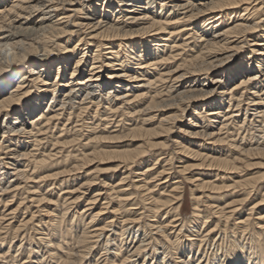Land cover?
Wrapping results in <instances>:
<instances>
[{
    "label": "bare ground",
    "instance_id": "obj_1",
    "mask_svg": "<svg viewBox=\"0 0 264 264\" xmlns=\"http://www.w3.org/2000/svg\"><path fill=\"white\" fill-rule=\"evenodd\" d=\"M263 17L264 0H0V203L27 189L33 202L57 205L44 228L34 224L43 236L25 253L35 261L30 264H47L42 246L58 264H82L102 241V264H172L167 245L179 251L183 231V254L194 247L199 253L183 264H264ZM121 141L129 144L107 145ZM96 160L99 167L77 188L65 192L75 179L64 178L58 188L55 182L39 192L44 181L83 172ZM68 161L70 169L37 175ZM122 169L115 184L108 174ZM197 170L216 174L206 178ZM105 173L107 192L97 187ZM174 173L182 180L171 183L167 195L166 189L156 193ZM186 184L193 187V213L182 221ZM56 189L65 194L52 198ZM134 194L152 207L143 227L138 223L145 212L129 206ZM83 198L88 207L110 199L87 215V227L92 208L69 215ZM113 202L123 219L118 228L114 218L99 221ZM172 206L177 219H155ZM34 220L18 224L16 234ZM231 222L241 238L228 235ZM224 223L213 243L219 249L227 239L225 251L203 259L201 244ZM77 226L84 227L75 238L82 250L63 258V244ZM150 229L155 233L146 244ZM2 233L0 264H6L11 249L2 250ZM151 244L163 249L162 258L148 253Z\"/></svg>",
    "mask_w": 264,
    "mask_h": 264
},
{
    "label": "rangeland",
    "instance_id": "obj_2",
    "mask_svg": "<svg viewBox=\"0 0 264 264\" xmlns=\"http://www.w3.org/2000/svg\"><path fill=\"white\" fill-rule=\"evenodd\" d=\"M263 19H264V17H263ZM185 38V37H184ZM87 74V73H86ZM2 121H3V117H2V119H1ZM0 123H1V121H0ZM61 128V127H60ZM79 129V128H78ZM54 131H55V134H57V130L56 129H54ZM53 131V132H54ZM87 133V132H86ZM60 134H57L56 136H59ZM122 142V143H121ZM121 142H119V143H112V144H107V145H109V146H114V145H117V147H123L124 148V146H126L127 144H129V141L128 142H126V141H121ZM51 148V147H50ZM157 154H159V153H157ZM65 155V154H64ZM58 161H60V164H61V162H62V160H58ZM68 162H70V161H68ZM28 163L27 162H25V164H24V166L25 165H27ZM70 165L69 166H67L66 164L63 166V165H53V166H50L49 167V170L48 171H43L42 173L41 172H39L37 175L38 176H46V175H51V173L52 174H55V173H57V171L58 172H62L63 170H65V169H70V167H71V165L73 164L72 162H70L69 163ZM99 162H98V160H96V161H94L93 162V164L91 163V165H87L86 167H84V170H83V172H82V170L81 171H79L80 173H81V175H80V173L79 172H73V174H70V175H66V176H68V177H66V176H64L63 175V177L62 178H60V177H58V179H51L50 178V180H47V181H44V183L43 184H41L40 185V188L38 189L39 190V192L41 193V194H45L47 191H48V188H53L54 186H51V185H53L55 182L56 183H58L57 185L55 184V187L57 186V188L59 187V185H60V183L58 182V180H63L64 178H70V179H75V182H74V184L73 183H71V184H69V186L70 187H67L64 191L66 192L67 190H70V188H77L80 184H78V183H82L83 181H84V176H86V175H88V174H90L92 171L94 172L95 170H96V168L97 167H99ZM111 164H117V163H111ZM110 164V165H111ZM174 165H175V168H178L179 166H181L182 165V163H178V161L176 160V161H174ZM158 166V165H157ZM156 166V167H157ZM178 166V167H177ZM96 167V168H95ZM87 169H89V170H87ZM179 169V168H178ZM125 169H122L121 171H119V173H117V174H108V177H112V181H114V183L115 184H117L120 180L119 179H121L123 176L122 175H120V174H122V172L124 171ZM204 171V173H206L207 174V176L208 177H206V178H209V176L210 175H215L216 174V172H214V173H212L211 171H208V170H203ZM203 171L202 170H197V172L195 171L194 173H196V174H200V173H203ZM46 174H45V173ZM55 172V173H54ZM173 172H175V171H173ZM177 172V171H176ZM254 172H256V171H254ZM217 173H220V172H217ZM32 174V171H30V175ZM102 174V173H101ZM101 174H99L97 177H98V180H97V187L98 186H100V184L102 185V186H100L99 188H104V190H106V191H104V192H107L108 191V189H107V187L105 186L104 187V183L103 182H105L106 181V176H107V174L105 173L104 175H101ZM208 174H210V175H208ZM37 175H35L36 177H37ZM78 175L80 176V177H82V178H80V177H78ZM83 175V176H82ZM190 174H187V175H185L186 177H188ZM71 176V177H70ZM191 176V175H190ZM119 177V178H118ZM133 178H132V180L134 181L135 179H138V178H135V176H132ZM172 178H173V180L170 182V183H168L167 184V186H161V187H157L156 188V193H162L163 191H164V189H166L167 191L165 192V194L167 195L168 193H169V191L171 190V189H169V187L168 186H170L171 185V183H173V182H178V181H181L182 180V178L180 179V177H179V175H177L176 173H174V175L173 176H171ZM80 178V179H79ZM101 178V179H100ZM103 178V179H102ZM135 178V179H134ZM37 179H40V177H37L36 178V180L35 181H37ZM162 178H160V179H157V180H160V181H162L161 180ZM216 178H213V180H215ZM24 179H22V181H23ZM77 180V181H76ZM164 180H166V178L165 179H163V181ZM168 180H171V178L169 179L168 178ZM52 181V182H51ZM155 181V180H154ZM156 182V181H155ZM45 184V185H44ZM157 183H154L152 186H154V185H156ZM33 185V186H32ZM34 183H29V185H27V187H30L31 189H33V187H34ZM25 186V184L23 183L22 184V187H24ZM185 186V189H183V191H185L183 194V196H184V200H183V204H182V206H181V208H180V213H181V217L180 218H182L181 220L182 221H186L187 220V217H188V219L189 218H191L192 217V213H193V201H192V195H191V190H192V185L191 184H186V185H184ZM48 187V188H47ZM96 187V186H95ZM96 187V188H97ZM69 188V189H68ZM187 189H189V190H187ZM41 190V191H40ZM95 189H93L92 190V194L95 192L94 191ZM169 190V191H168ZM33 191V190H32ZM45 192V193H44ZM187 192V193H186ZM57 193V194H56ZM209 192H206V194H208ZM50 194H52V193H49V196H50ZM62 194H65V193H63L62 192ZM61 193L59 194V192H58V190L56 189L54 192H53V195H52V198H54V199H56L58 196H63ZM29 193H28V191H27V189L26 190H22V192H21V190H19V194H17V196L13 199L12 198V194H10L9 196H7L6 198H5V200L3 201V202H1L0 203V218L2 217H4L3 218V220H2V222H0V231L2 230V234H1V238L2 237H4L5 238V240H4V245H2V250L3 251H8L9 249H11V252H10V254L8 255V256H6V264H15L16 262V264H24L25 262H27L26 264H30V262H35L34 261V259H33V257L32 258H28V256H27V254H25L26 253V251L29 249V248H31V247H33V246H37V245H35V243H32L33 241L32 240H34V238H41V236H43L42 235V233L43 232H39L38 233V231H36L35 230V225H37L38 223H40L41 225H43L42 227L44 228L45 227V225L46 224H48L50 221L48 220V219H50V215H49V211L50 212H52V211H55V210H57V208H56V206H54L53 204H51V203H42V204H40V203H37V202H33L32 201V199L29 197ZM55 195V196H54ZM58 195V196H57ZM109 195V194H108ZM25 196V197H24ZM30 198H28V197ZM139 196H141V194H134L133 196H132V198L133 199H135L134 201H132L131 203H130V207L131 208H136L137 209V213L139 212H141L142 210L145 212H143L144 214H142V217H141V219L140 220H142V221H140V223H138V225H140L141 227H143L147 222H149V220H151V218H153V217H150L149 218V215L151 216L152 214H149L150 212H148V210H146V208H152L151 207V205L149 204L150 202H149V200H146L147 199V197L146 196H144L143 197V195L141 196V197H139ZM27 197V198H26ZM36 197H38V196H36ZM157 197V196H156ZM140 198V199H139ZM8 199V200H7ZM12 199V200H11ZM23 200L22 202H23V204H20L19 203V201L20 200ZM31 200V201H30ZM110 201V199H108V200H102V201H100V202H98V203H96V204H94V205H91V206H87V203H88V198H83V199H81V200H79L77 203H75V204H73L71 207L72 208H70V213H69V215L71 216L70 218H73V214H75V212H81L82 214H83V211L84 212H86L85 210L87 209V208H92L90 211H87V214H86V216H85V219H86V223H85V227H87V225H88V222L90 221V218H89V216H87L90 212L91 213H97L102 207H103V203H105V202H109ZM139 201V202H138ZM151 201V200H150ZM8 202V203H7ZM31 202V203H30ZM146 202V203H145ZM26 205H25V204ZM36 203V204H35ZM142 203V204H141ZM4 204V205H3ZM9 204V205H8ZM21 206H20V205ZM40 204V205H39ZM85 204V205H84ZM131 204H139V205H131ZM141 204V205H140ZM17 205H19L20 207H18ZM29 205V206H28ZM31 205V206H30ZM43 205V206H42ZM45 205V206H44ZM53 205V206H52ZM9 206V207H8ZM11 206V207H10ZM85 206V207H84ZM111 206V207H110ZM115 206V207H114ZM34 207V208H33ZM43 207V208H42ZM53 207V208H52ZM13 208V209H12ZM18 208V210L16 211V213H14L13 211H14V209H17ZM44 208H46V209H44ZM80 208V209H79ZM108 209L106 210V211H104L103 212V214L99 217V221L100 222H102L105 218H108V219H113L114 218V222H115V225H116V227L118 228V226H121V223L120 222H122L121 220H123L122 219V217H120L121 215L120 214H118V213H114V210H117L118 208H117V205L115 204V202H113L112 204H110L109 205V207H107ZM110 208V209H109ZM206 207H205V205L202 207V209H205ZM51 209H52V211H51ZM74 209V210H73ZM78 209V210H77ZM112 209H114V210H112ZM12 210V211H11ZM47 210V211H46ZM80 210V211H79ZM9 211V212H8ZM23 211H24V213H23ZM43 211V212H42ZM135 211V210H134ZM5 212V213H4ZM33 212V213H32ZM42 212V213H41ZM121 212V211H120ZM166 212L168 213V212H170L169 213V215H167L166 214ZM6 213H8V214H6ZM18 213V214H17ZM48 214V217H47V214ZM80 213V214H81ZM11 214V215H10ZM35 214V215H34ZM106 214V215H105ZM111 214V215H110ZM117 214V215H116ZM175 214H177L176 213V211L174 210V207L172 206V207H168V208H166V209H164V210H162V212H160L157 216L159 217H156L155 219L156 220H158V221H164V223L163 224H168L167 223V220H169L170 219V221L174 218V219H177L178 218V216H177V218H175ZM246 214H248V213H246ZM244 215V216H247V215ZM16 215H18V216H16ZM34 216V221L33 222H29V225L28 226H26V227H23L22 229H21V233L19 232V233H17L16 234V230L15 229H17V227H21V225H23V223H26V221H29L30 220V218L32 217V216ZM38 217H37V216ZM45 215H46V217H45ZM148 215V216H147ZM15 216V217H14ZM78 216H79V214H78ZM105 218H104V217ZM109 216V217H108ZM113 216V217H112ZM163 216V217H162ZM22 217V218H21ZM118 217V218H117ZM186 217V218H185ZM256 217V216H255ZM8 218V219H7ZM12 218H13V220H12ZM17 218V219H16ZM44 218V219H43ZM47 218V219H46ZM165 218H169V219H166L165 220ZM235 218H238V216H236ZM6 219V220H5ZM87 219H89V220H87ZM12 222H11V221ZM118 220V221H117ZM120 220V221H119ZM210 220H213V219H210ZM45 221V222H44ZM108 221V220H107ZM120 223V225H119V223ZM214 222V221H213ZM212 222V223H213ZM10 223V224H9ZM43 223H45V224H43ZM200 223H201V220H200ZM209 224V225H212L211 227H213L214 228V223L213 224ZM13 224V225H12ZM18 224H21V225H18ZM35 224V225H34ZM144 224V225H143ZM177 224H180V222H178V223H176L175 225H177ZM230 224V225H229ZM228 225V227H229V230H228V235H230V236H235V235H237L239 238H241L243 235H244V233L240 230V229H238V228H236V227H234L233 225H234V222H231V223H229ZM118 225V226H117ZM224 225H225V223L224 224H221L220 225V227H221V229L219 230L218 229V231H216L215 232V234L214 235H211L212 237L207 241H204L201 245H202V249H203V254L205 255L204 257H203V259H206V257H208V256H210V254H211V252H215L216 250H220L219 252L220 253H218V254H221L222 252H223V250L225 251V246H226V243H227V239H225L224 241H222V242H218L217 244H220V245H218V246H220L219 247V249H217L216 248V246L214 245L215 243H216V240H218L219 239V235H220V233H224L223 232V230L222 229H224ZM14 226V227H13ZM17 226V227H16ZM30 226H32L31 228H30ZM90 226V225H89ZM140 226H134V227H136V228H134V229H137V227H140ZM156 226H158V224L156 225ZM199 226H202V228H204L203 226V223H201ZM231 226V227H230ZM1 227H2V229H1ZM3 227L5 228V229H3ZM35 227V228H34ZM41 227V228H42ZM13 228H14V230L15 231H13ZM26 228V229H25ZM30 228V229H29ZM82 228H84V227H82ZM82 228H79L78 226L77 227H74V233L73 234H70V238H69V240L68 241H65V242H67V243H64L63 244V247H64V249H65V251L64 252H61L62 253V257L63 258H66L68 255L70 256V255H74V253H77V250L78 251H80V250H82V248L81 247H79V245L80 244H78L77 243V241L75 240V238L77 237V236H79L80 234H81V231L83 230ZM232 228V230H230ZM211 229V228H210ZM237 229V230H236ZM25 230V231H24ZM33 230V231H32ZM35 230V231H34ZM171 230L172 229H170L169 231L171 232ZM78 231V232H77ZM86 231H89V228H87V230ZM135 231V230H134ZM152 230L150 229V230H148V233L146 234V238H144V240H147V242H145L146 244L148 243V241H149V239H148V237L151 235L150 233H155V231H152ZM235 231H237V232H235ZM26 232V233H25ZM30 232V233H29ZM15 233V234H14ZM28 233V234H27ZM33 233V234H32ZM41 234V235H38V234ZM206 233V232H205ZM239 233V234H238ZM242 233V234H241ZM31 234V235H30ZM78 234V235H77ZM148 234H150V235H148ZM234 234V235H233ZM20 235V236H19ZM24 235V236H23ZM29 235V236H28ZM139 236H140V234H138ZM176 235H177V233H176ZM186 235V236H185ZM226 235V234H225ZM241 235V236H240ZM22 236V237H21ZM27 236V237H26ZM31 236H32V238H31ZM130 236V237H129ZM185 236V237H184ZM188 234H186L184 231H183V235H181V237H180V243H179V245L178 246H176V248L177 247H179L180 248V250L179 251H176L175 250V247H173L172 245H167V246H171L170 247V252L167 254L168 256H169V258H168V260L169 261H171L172 262V264H183L182 262H183V260L184 261H189L190 259L189 258H191L192 260H190V262L191 263H193L194 261H195V259L197 258V256H198V254L199 253H196V251L197 250H195V247H194V250L192 251V254H190L189 255V253H185V254H183V252H184V249H186L187 248V239H188ZM11 237H13V238H11ZM25 237V238H24ZM126 238L128 237L129 239H128V241L130 240V239H132V235H126L125 236ZM153 237H156V236H154L153 235ZM16 238V239H15ZM23 240H22V239ZM72 238V239H71ZM214 238H216V239H214ZM8 239V240H7ZM120 239H121V237H120ZM184 239V240H183ZM213 239V240H212ZM13 241H15V242H13ZM24 241V242H23ZM154 241V240H153ZM153 241H151L152 242V244H155V241L153 242ZM215 241V243H213ZM73 242V243H72ZM164 242H166L165 241V239H164ZM183 242V243H182ZM208 242V243H207ZM72 243V244H71ZM5 244H6V246H5ZM78 246H77V245ZM102 244H103V241H102V243L101 244H98V245H95V246H97L96 247V249L95 250H93V252H91L92 254H95V255H92V254H90V255H88V256H86V259H85V261H83V263L82 264H86L87 262L86 261H92V264H94L95 262V264H102V262H103V260L105 259V250L103 249V247H102ZM149 245L148 246V249L147 250H149L148 251V253H151V252H156V253H158V256L159 257H163L164 255H162V253H163V249H160V247H158V248H155L156 249V251H155V249H154V246L153 245ZM31 245V246H30ZM127 245H129V243L127 244ZM181 245V246H180ZM185 245V246H184ZM210 245V246H209ZM224 245V246H223ZM23 246V247H22ZM77 248H76V247ZM81 246V245H80ZM206 248H205V247ZM209 247V249H208V247ZM215 246V247H214ZM222 246V247H221ZM19 249H18V248ZM28 247V248H27ZM79 247V248H78ZM129 247V246H128ZM150 247H152L151 249H150ZM223 247L225 248V249H223ZM24 250H23V249ZM210 248H211V250H210ZM0 249H1V246H0ZM38 249V248H37ZM41 249V253L40 254H42V253H44L45 255H44V260H46V263L48 264L49 262H50V264H58V261L56 260V259H52L51 258V254H50V252L48 251L49 249L48 248H43V246H42V248H40ZM205 249H206V251H205ZM213 249V250H212ZM13 250H16V251H13ZM20 250V251H19ZM42 250L44 251V252H42ZM76 250V251H75ZM103 250H104V252H103ZM158 250V251H157ZM175 250V251H174ZM182 250V251H181ZM209 250V251H208ZM68 251V252H67ZM100 251V252H99ZM102 251V252H101ZM19 254H18V253ZM46 252V253H45ZM209 253V254H208ZM40 254H39V256H40ZM68 254V255H67ZM15 255H16V257H15ZM162 255V256H161ZM172 255H173V257H172ZM95 256V257H94ZM100 256V257H99ZM182 256V257H181ZM187 256V257H186ZM190 256V257H189ZM13 257V258H12ZM22 257H23V259H22ZM88 257V258H87ZM95 259H94V258ZM100 259H99V258ZM26 258H28V259H26ZM43 258V257H42ZM51 258V259H50ZM180 258V259H179ZM182 258V259H181ZM194 258V259H193ZM9 259V260H8ZM16 261H14V260ZM26 259V260H25ZM31 259V260H30ZM48 259V260H47ZM94 260V261H93ZM174 260H176V261H174ZM8 261V262H7ZM14 261V262H13ZM22 261V262H21ZM52 261V262H51ZM54 261V262H53ZM13 262V263H12ZM150 262H151V260H150ZM108 263V262H107ZM109 264V263H108Z\"/></svg>",
    "mask_w": 264,
    "mask_h": 264
}]
</instances>
